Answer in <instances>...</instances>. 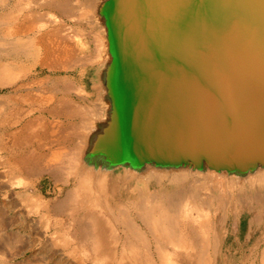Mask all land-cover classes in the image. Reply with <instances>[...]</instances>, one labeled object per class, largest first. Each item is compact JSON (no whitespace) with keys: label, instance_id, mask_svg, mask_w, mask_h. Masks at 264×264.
Instances as JSON below:
<instances>
[{"label":"rangeland","instance_id":"374dc122","mask_svg":"<svg viewBox=\"0 0 264 264\" xmlns=\"http://www.w3.org/2000/svg\"><path fill=\"white\" fill-rule=\"evenodd\" d=\"M77 2L79 0H0V264H38L37 261L39 264H198V261L201 264H264V212L259 208L254 199V191L251 193L250 188L248 192L242 191L240 194V190H230L222 181L217 183L216 187L219 188L216 191L201 188L200 192L196 188L198 186L192 185V177L186 180L183 189L171 184L172 180L163 176L160 185L150 183L152 196H159L161 192L168 195L165 199L169 201L182 198L185 200L184 207L177 209L179 215L186 213V210L193 214L189 220L181 221L179 217L174 220L177 221L174 222L175 229L185 231L189 228V232L192 229L196 237L192 240L194 247L184 249L178 246V241L189 245L190 241L186 238L192 235L183 232L185 240H179L177 235L170 240L163 233L160 235L156 232L158 228L153 223L149 226L138 217L135 203L142 197H138V191L132 190V187L146 182L142 178V181H137V178L143 176H135L131 168L117 165L109 178H105L108 183L115 180L113 185L92 186L94 189L90 196H82L80 175L89 174L88 170L93 165L90 164L91 160L86 159L88 156L83 145H79L82 133L75 132L82 128V132L90 134L87 136L89 139L92 131H96L95 127H99L104 113L98 111L95 101L105 97L106 86L102 77L105 67L96 61L92 35L96 33L97 27L89 20L98 11L95 7L88 10L85 8L87 14L84 15L82 9L73 7L75 10L69 11L71 14H65L60 8V4H70L68 6L71 7L76 6ZM34 10L50 22L45 29L36 28L34 32L20 35L9 26V21L17 20L24 13ZM79 12L81 15L76 17L75 13ZM68 28L85 34L78 36L73 33L70 37L80 54L75 61L64 67L56 64L50 49L38 44L40 35L54 32L65 36ZM4 65L10 72L3 71ZM3 78H9V81L3 84ZM64 99L71 109L68 106V110L62 107ZM61 107L64 109L59 112L62 115L55 117ZM81 108L86 111L82 113ZM86 115L88 120L84 124ZM38 117L47 120L46 126L32 128L39 122ZM59 119L60 124L57 122ZM29 128L37 132L38 136L24 138L30 132ZM64 133H69V137H61ZM88 139L87 143H90ZM62 147L65 150L63 152H67L62 154L63 159L60 157L59 161L50 163L54 150ZM29 155L36 160V170H31L33 167L30 170L20 169L16 165H19L18 160L27 159ZM9 161L17 172L11 173ZM127 169L133 174L130 177L126 173ZM167 177L171 178L170 175ZM129 180L134 182L132 186ZM193 197L196 200H192ZM240 198H245L243 205L237 203L235 206L236 199ZM259 198L264 199V194ZM79 202L83 205L79 206ZM13 204L18 205L15 207ZM24 207L38 213L29 217L20 212ZM106 209L115 216L112 223L108 222ZM261 214L263 218L253 219V216ZM196 215L199 217L195 218ZM127 221L133 222L139 233L141 231L142 239L137 235L136 239L131 237ZM112 224L116 227L108 226ZM85 226L96 231L93 234L104 231L106 251L96 250L93 234L91 237V232L85 230ZM106 233L110 236L107 237ZM249 234H252L250 238Z\"/></svg>","mask_w":264,"mask_h":264},{"label":"water","instance_id":"95a60500","mask_svg":"<svg viewBox=\"0 0 264 264\" xmlns=\"http://www.w3.org/2000/svg\"><path fill=\"white\" fill-rule=\"evenodd\" d=\"M106 11L121 107L93 149L215 169L264 162V0H109Z\"/></svg>","mask_w":264,"mask_h":264},{"label":"bare ground","instance_id":"6f19581e","mask_svg":"<svg viewBox=\"0 0 264 264\" xmlns=\"http://www.w3.org/2000/svg\"><path fill=\"white\" fill-rule=\"evenodd\" d=\"M109 3V0H79V2H77L76 6H70V4L64 3V5L60 4V8L63 10V12H65V14H71L72 10H75V8L82 9V14L86 13L85 12V8H87V10L91 7H95L96 10L98 11V14L95 15H91L90 16V22L94 23V25H96L97 27V31L96 33H92L93 37H94V42H95V48H96V61H100L101 63L104 64L105 70L102 74L103 80L105 82V97H99V99H97L95 101L96 105L98 106V111L100 113H104L103 119L99 122L98 125L99 127H95L96 131H92V136L88 139L89 135H86L84 132H82L84 129H78L79 131L75 132V133H82L81 138L79 139V142H81V144H79L80 146L83 145V149L86 152V155L88 156L86 159L88 161H90V164L93 165V168H89V174H82L81 173V177H80V183L79 186H83L82 188V196H90V194L93 192V187H104L105 185L108 184V186H110L109 184L113 185L114 181L113 180L111 183L105 182V178H109L110 173L113 172V168L118 166H122L124 168H131L135 173V176L137 175H142L143 177H140L139 179L137 178V181L144 180L146 183L142 184V185H137L134 187H132V190L134 191H138L139 196L138 197H142L140 198V201L135 203V208L138 211V217L142 218L143 221L147 222V224H154V226H157V231L159 232V234L161 235L162 233L169 238L170 240H172L174 238V235L179 236V240L183 239V232H185L186 234H190L192 236H188L191 237L190 238H186L187 240L190 241L189 245L183 244V243H179V247L180 248H192L194 247V244L192 242L193 239H195L196 237L193 236V231L191 229V233L189 232V228L185 231H181L180 229H175V223L177 221L178 217L181 221L184 220H189L193 217V214H191L190 212H188V210H186V213H181L179 215V212L177 209H179L180 206L184 205V201L185 200H181L182 198L175 199L173 200V198L169 201L166 198V196L168 195H164L163 193L159 192V196H152L150 194V183H155V184H159V182H161V178L162 176L172 180L173 185L183 189V185L186 182L187 179H189L190 177L193 178V180H191V183L194 187L200 189V192L202 191V189H207V190H211L216 191L219 187H216L217 183H221L222 181H227V188L230 190L236 189V190H240L238 192H240V194L242 193V191L245 193L248 192L247 190H249L251 193L253 192L254 195V199L257 202V204L259 205V208H261V210H263L264 212V199L263 198H259L261 196V194H264V162H258L253 164L251 169H247V170H241V169H237L233 166H224L221 169H215L213 168L211 165L207 164V163H200V164H193L190 161H184L181 163H175V162H170V161H164L161 160L160 158L157 157H149L147 159H144V161H141L140 163L137 162L135 159L128 157L124 154H121L119 159H116L115 156L111 155L110 152H115V148L113 146H108L109 148H107V151L105 148L100 149V151L98 149H93V146L99 141V139L105 138L106 136H108L107 138H110L114 136V134L116 133V131H112V126H111V118L113 116V114L115 115H119L120 114V107H121V101H120V94L121 93H115L114 91V87H113V82L112 79L108 80L107 75H108V71L111 68V66L115 63H117L118 61V55H117V50H115V48L111 47V43L109 42V37L112 35L110 34L113 30V25L111 23V19L109 20V17L107 16V4ZM58 4V3H57ZM62 5V6H61ZM69 5V6H68ZM75 7V8H73ZM92 8V9H93ZM3 9V8H2ZM95 10V9H93ZM62 12V11H61ZM76 12V11H75ZM39 11L34 10L31 12H26L24 13L19 19L17 20H13V21H9V26L11 28H14L20 35L23 34H29L30 32H34L36 30V28L40 29V28H46L47 26L50 25V22H47V20H45L43 18V16L39 15ZM54 14V13H53ZM64 15V14H63ZM73 15V14H72ZM76 17L80 16L81 13H75ZM85 15V14H84ZM56 19L58 21L57 16H55ZM54 17V18H55ZM83 17V16H82ZM81 18V17H79ZM78 18V19H79ZM71 19V18H70ZM77 19V18H76ZM90 25V24H88ZM44 28V29H45ZM56 28V27H55ZM60 28V27H59ZM58 29V28H57ZM60 30V29H58ZM47 31V30H46ZM67 35L65 34V36H60L58 34H54V32H52L51 34L49 32H46L42 35L39 36V44L38 45H44L46 48L50 49V52L52 53L51 56H53V60H55V62H57L56 64H59L61 66L66 67L68 64H70V62L75 61V58H77L80 54L78 53V51L75 49L76 45H73V41L70 38L72 36L73 33L77 34L78 36L80 35H84L85 33H83V31H74L72 30V28H68L67 31ZM92 32V30H91ZM38 40V39H37ZM82 40V39H81ZM80 41V40H79ZM78 41V42H79ZM95 50V49H94ZM94 61V63L96 62ZM99 64V63H98ZM3 71L4 72H8L9 69L7 66H3ZM10 72V71H9ZM164 74L162 75L165 76L167 74H169V71L163 72ZM171 76V78H173L174 76L172 74H169ZM167 75V76H169ZM110 78V75H108ZM153 78L154 75L149 74V79ZM161 77V78H162ZM7 81H9V78H3V84L6 83ZM170 81H172V79H170ZM170 81H167L164 85L161 86V88H155L151 91H166L169 86ZM40 86V85H39ZM97 86V85H96ZM95 86V87H96ZM37 88V87H36ZM152 88V87H151ZM34 89V88H33ZM98 89V88H97ZM41 90V89H40ZM69 91V90H68ZM97 91V90H96ZM102 91V90H101ZM119 91V90H118ZM78 93V92H77ZM98 94H100V89H98ZM43 98V97H42ZM46 100V99H45ZM63 103V108L67 109L66 104H68L67 100L64 99L62 101ZM74 106V104H73ZM61 107V110L56 112V116H60L62 115L59 112H63L64 109ZM68 109H71V106H68ZM67 109V110H68ZM82 113H84L86 110L84 108H81ZM69 112V111H68ZM65 115V114H64ZM86 120L84 122V124L87 123V115H86ZM39 122H35L36 124L34 126H32V128H36V126H38V128H42L46 126V122H45V118H39ZM47 121V120H46ZM57 121V120H56ZM34 122V121H33ZM54 122V121H53ZM52 122V123H53ZM58 123H61V119H59L57 121ZM59 123V124H60ZM34 124V123H33ZM51 126V125H50ZM60 128V125H57ZM53 127V126H52ZM79 127V126H78ZM32 128H29L30 131L28 133L27 136H25L24 138H28L30 135L31 136H38L37 132L33 131ZM85 128V126H84ZM72 129V128H71ZM51 130V129H50ZM57 131V130H56ZM57 133V132H56ZM43 135V134H42ZM81 135V134H80ZM47 136V135H46ZM63 136V138L65 139L66 136L69 137V133H64L61 135V137ZM88 136V137H87ZM79 137V135H78ZM87 137V138H86ZM20 139L22 142H25V139ZM38 138V137H37ZM86 138V140H85ZM62 139V138H61ZM87 139L89 140L87 143ZM63 140V139H62ZM36 141V140H35ZM92 143V144H91ZM44 144V143H43ZM47 144V143H46ZM45 144V145H46ZM48 145H46L47 147ZM68 146V145H67ZM71 147V146H70ZM82 149V150H83ZM64 147H62L61 149H55L54 152L52 153L53 158H50V163L51 161H59L60 157L63 159L62 154L65 153L63 152ZM52 151V150H51ZM65 151V150H64ZM67 151V150H66ZM69 151V150H68ZM71 152V151H70ZM99 152L101 153V156H99ZM67 153V152H66ZM65 153V154H66ZM88 153V154H87ZM64 154V155H65ZM69 154V153H68ZM67 154V155H68ZM40 155V153H39ZM26 158H24L23 160H18V164H16L18 167L21 168H25L26 170H36L34 162H36V160L29 155L26 156ZM38 157V156H37ZM66 157V156H65ZM93 157V158H92ZM17 158V157H16ZM39 158V157H38ZM68 158V157H67ZM93 159L95 161H93ZM45 160V159H44ZM63 161V160H62ZM66 161V160H65ZM136 161V162H135ZM101 163V164H100ZM56 164V163H54ZM61 164V163H60ZM103 164V165H102ZM50 165V164H49ZM48 165V166H49ZM101 165V166H100ZM9 170L13 171V173L17 172V169H14L13 164L11 165V162L9 161ZM55 166V165H54ZM51 168L53 166H50ZM56 167H60L57 166ZM98 167H102L101 169H99ZM17 168V167H16ZM73 168V167H72ZM40 169V168H39ZM53 169V168H52ZM75 169V168H74ZM128 170V169H127ZM106 171H110V172H106ZM37 172V171H35ZM63 172V171H62ZM71 172V171H70ZM32 173V172H31ZM128 174V176L130 177L131 175H133L131 173V170H128L126 172ZM125 174V173H124ZM126 174V175H127ZM34 175V173L32 174ZM60 175V174H59ZM118 175V174H116ZM122 175V174H121ZM170 175L171 178H168L167 176ZM62 176V174H61ZM85 176V177H84ZM146 177V178H145ZM126 178V177H125ZM191 178V179H192ZM134 179V178H132ZM164 179V178H163ZM141 180V181H142ZM130 181V180H129ZM132 181V180H131ZM130 181V182H131ZM188 181V180H187ZM206 181V182H204ZM212 182V183H211ZM77 183V182H76ZM123 183V182H122ZM26 184V183H25ZM131 186L134 184V182L130 183ZM93 186V187H92ZM130 186V187H131ZM140 186V187H138ZM250 186V187H248ZM129 187V186H128ZM248 187V188H247ZM254 187V188H253ZM79 188V187H78ZM202 188V189H201ZM23 189V188H22ZM80 189V188H79ZM102 189V188H101ZM194 189V188H193ZM160 191V190H159ZM249 191V192H250ZM224 193V192H223ZM208 194V193H207ZM225 194V193H224ZM248 194V193H247ZM70 195V194H69ZM73 195V194H72ZM221 195V194H220ZM252 195V196H253ZM17 196V195H16ZM79 196V195H78ZM181 196V195H180ZM183 196V195H182ZM190 196V195H189ZM200 196V195H199ZM206 196V195H205ZM225 196V195H224ZM237 196V195H236ZM243 196V195H241ZM227 197V196H225ZM233 197V196H231ZM195 197L192 198V200H194ZM252 199V198H251ZM9 200V199H8ZM66 200V199H65ZM71 200V198H70ZM191 200V201H192ZM196 200V199H195ZM243 200H245V198H240V199H236V203H242L243 205ZM80 202L81 199H80ZM79 202V203H80ZM102 202H104V200H102ZM191 203V202H190ZM193 203V202H192ZM208 204V203H207ZM224 204V203H222ZM249 204V203H248ZM18 205V204H17ZM15 204H13V206H17ZM22 205V204H21ZM24 205V204H23ZM80 205H83V203H80ZM106 205H103V207H105ZM195 206V205H194ZM256 206V205H255ZM255 206H251V207H255ZM88 207V206H87ZM102 207V206H101ZM184 207V206H183ZM197 207V206H196ZM76 208V207H75ZM111 208V207H110ZM187 208V207H186ZM79 209V207H78ZM101 209V208H100ZM104 209V208H103ZM64 210V209H63ZM62 211V210H60ZM252 211V210H251ZM20 212L23 214L28 215L29 217L31 216V214H37L38 211H34V210H30L27 207H24L23 209H20ZM106 214L108 216V222L112 223V221L114 220L115 216L112 214V212L109 209H106ZM111 212V213H110ZM126 213V212H125ZM125 213H122L123 215H125ZM86 215V214H85ZM84 215V216H85ZM89 215V214H87ZM122 215V216H123ZM175 216V217H174ZM97 217V216H96ZM199 216L196 215L195 218H198ZM261 215H255L253 216V219H257V218H261ZM118 218V217H117ZM263 218V217H262ZM5 218L3 217V220ZM97 219V218H96ZM128 219V218H127ZM134 219V217H133ZM152 219H154V221L152 222ZM95 220V219H94ZM98 220V219H97ZM101 220V219H100ZM116 220V219H115ZM141 220V219H140ZM41 221V220H40ZM126 221V220H125ZM124 221V222H125ZM134 221V220H133ZM4 222V221H3ZM58 222V221H57ZM175 222V223H174ZM261 222V221H260ZM7 223V222H6ZM5 223V224H6ZM100 223V222H98ZM127 226H128V230H131V237L132 238H137L140 237V239L143 238V234L140 233L136 230L133 222L127 221ZM125 223V224H126ZM4 225V223H2ZM1 224V226H3ZM29 224V223H28ZM26 224V225H28ZM96 225V223H94ZM109 224V223H108ZM152 224V225H153ZM189 223H186V225H188ZM9 225V224H8ZM11 225V223H10ZM89 225V224H88ZM99 225V224H97ZM103 225V223H102ZM139 225V224H138ZM5 226V225H4ZM7 226V224H6ZM5 226V227H6ZM63 226V225H62ZM105 226V225H104ZM108 226H114V224L112 225H108ZM140 226V225H139ZM150 226V225H149ZM28 227V226H27ZM89 226H85L84 229L89 232H91V237L93 232L95 233L96 231H92V229L90 230L88 228ZM106 227V226H105ZM116 227V226H114ZM42 228V226H41ZM81 228V226H80ZM100 228V227H99ZM103 228V227H102ZM112 228V227H111ZM123 228V227H122ZM142 228V227H141ZM148 228V227H146ZM154 228V227H153ZM5 229V228H3ZM43 229V228H42ZM94 229V228H93ZM119 229V228H118ZM149 229V228H148ZM50 230V229H49ZM60 230V229H59ZM147 230V229H146ZM4 231V230H3ZM86 231V232H87ZM110 231V230H109ZM6 232V231H5ZM189 232V233H188ZM4 233V232H3ZM255 233V232H254ZM39 234V232L37 233ZM41 234V233H40ZM43 234V233H42ZM47 234V233H46ZM54 234V233H53ZM57 234V233H56ZM107 234V233H106ZM182 234V235H181ZM83 235V234H82ZM116 235V234H115ZM126 235V234H125ZM137 235V236H136ZM142 235V236H141ZM39 236V235H38ZM110 236L107 234V237ZM40 237V236H39ZM44 237V236H43ZM50 237V236H49ZM91 237H89L88 239H90ZM113 237V236H112ZM126 237V236H125ZM123 237V238H125ZM93 240H95V244H96V250H100V252L102 251H106L105 249L107 248V243H106V237L104 236V231L101 233H96L93 234ZM118 239V237H116ZM120 238V237H119ZM129 238V237H128ZM185 238V237H184ZM43 239V238H42ZM54 240V239H53ZM185 240V239H183ZM39 241V240H38ZM117 241V240H116ZM115 241V242H116ZM130 241V240H129ZM34 242V241H33ZM57 242V241H56ZM120 242V241H119ZM117 242V243H119ZM135 242V241H134ZM187 242V241H186ZM29 243V242H28ZM31 243V242H30ZM29 243V244H30ZM53 243V242H52ZM145 243V241H144ZM36 244V243H35ZM45 244V243H44ZM56 244V243H55ZM132 244V243H131ZM137 244V243H136ZM135 245V244H134ZM34 246V245H33ZM131 246V245H130ZM147 245H145L144 247H146ZM10 247V245H9ZM115 247V246H114ZM113 247V248H114ZM133 247V244L131 246V248ZM136 247V246H135ZM134 247V248H135ZM14 248V247H13ZM11 248V249H13ZM18 248V247H16ZM24 248V247H23ZM116 248V247H115ZM130 248V247H129ZM149 248V247H148ZM144 249V248H143ZM184 249V248H183ZM54 250V249H53ZM132 250V249H131ZM136 250V249H135ZM145 250V249H144ZM18 251V250H17ZM20 251V250H19ZM133 251V250H132ZM139 251V250H136ZM146 251V250H145ZM56 252V251H54ZM97 252V251H96ZM99 252V253H100ZM135 252V251H134ZM19 253V252H18ZM13 254V253H11ZM102 254V253H100ZM202 254V253H200ZM149 255V254H148ZM14 256V255H13ZM111 256V255H110ZM114 256V255H113ZM5 257V256H4ZM12 258V257H11ZM45 258V257H44ZM43 258V259H44ZM41 259V258H40ZM49 259V258H48ZM42 260V259H41ZM35 262V261H34ZM11 263V262H10ZM9 263V264H10ZM20 262H17V264H19ZM37 263L39 264L40 262L37 261ZM3 264H5L3 262ZM34 264V263H33ZM198 264H201L200 261H198Z\"/></svg>","mask_w":264,"mask_h":264},{"label":"crops","instance_id":"0c3cea01","mask_svg":"<svg viewBox=\"0 0 264 264\" xmlns=\"http://www.w3.org/2000/svg\"><path fill=\"white\" fill-rule=\"evenodd\" d=\"M263 175H264V174H263ZM223 183L227 186V181H224ZM224 205H225V204H224ZM235 206H237V204H235ZM249 235H250V236H249V238H250L252 234H249ZM236 239H239V238H236ZM202 254H203V253H202Z\"/></svg>","mask_w":264,"mask_h":264}]
</instances>
